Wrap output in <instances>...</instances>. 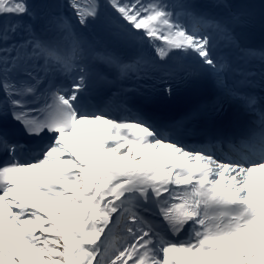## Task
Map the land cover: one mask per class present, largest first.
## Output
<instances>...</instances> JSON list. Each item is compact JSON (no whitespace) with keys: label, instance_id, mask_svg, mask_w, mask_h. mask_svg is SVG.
I'll return each instance as SVG.
<instances>
[{"label":"snow or ice","instance_id":"snow-or-ice-1","mask_svg":"<svg viewBox=\"0 0 264 264\" xmlns=\"http://www.w3.org/2000/svg\"><path fill=\"white\" fill-rule=\"evenodd\" d=\"M0 264H264V0H0Z\"/></svg>","mask_w":264,"mask_h":264}]
</instances>
